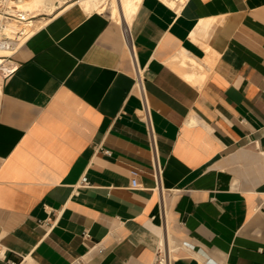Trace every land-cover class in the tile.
Segmentation results:
<instances>
[{
    "label": "crops",
    "instance_id": "1",
    "mask_svg": "<svg viewBox=\"0 0 264 264\" xmlns=\"http://www.w3.org/2000/svg\"><path fill=\"white\" fill-rule=\"evenodd\" d=\"M112 1L0 73V264H264V0Z\"/></svg>",
    "mask_w": 264,
    "mask_h": 264
},
{
    "label": "built area",
    "instance_id": "2",
    "mask_svg": "<svg viewBox=\"0 0 264 264\" xmlns=\"http://www.w3.org/2000/svg\"><path fill=\"white\" fill-rule=\"evenodd\" d=\"M17 0H0V48H8L13 51L11 54H0V73L8 75L16 69L17 65L12 60L13 54L24 44L23 39L28 35L27 25L31 22L32 15L25 17L18 7ZM139 85L142 87L141 72H138ZM103 150L107 154H111L109 149ZM133 184L137 185L138 180L136 175L137 171L133 172ZM158 181L160 182V175L158 172ZM81 184H88V177L85 175L80 181ZM8 264H19L17 262H8ZM155 264H170V253L167 247L159 248Z\"/></svg>",
    "mask_w": 264,
    "mask_h": 264
},
{
    "label": "bare ground",
    "instance_id": "3",
    "mask_svg": "<svg viewBox=\"0 0 264 264\" xmlns=\"http://www.w3.org/2000/svg\"><path fill=\"white\" fill-rule=\"evenodd\" d=\"M21 1L23 2V0H21ZM65 1L66 0H29L25 3V5H23L22 2L20 3V1H18V3L23 8V9H20L22 11V15H24L25 17H28L30 15H34V14H32L31 10L29 9L30 7L43 4L40 6H46L47 5L45 10H47L48 12H52L59 5L63 4ZM108 1L109 0H84V1L82 0V2H84L83 4H85L88 8L89 7H93V8L97 7L101 11H104L107 9ZM112 2L114 5V10L116 12H118V14L121 16V18H125V13L128 15H131L136 11V9L138 8L140 0H113ZM44 4H46V5H44ZM41 10H43V9L41 8ZM37 11H38V9H37ZM38 27L39 26H36L35 23L30 22L27 25L28 35H27V37H25V39H23V42H25L35 32V30ZM11 53H13V51L11 49L0 48V54H11ZM0 62H2V60H0Z\"/></svg>",
    "mask_w": 264,
    "mask_h": 264
},
{
    "label": "rangeland",
    "instance_id": "4",
    "mask_svg": "<svg viewBox=\"0 0 264 264\" xmlns=\"http://www.w3.org/2000/svg\"><path fill=\"white\" fill-rule=\"evenodd\" d=\"M17 1H20V3L22 2L21 0H17ZM27 1H29V0H23V2H22V4L23 5H25V3L27 2ZM40 5H43V4H40ZM40 5H37V6H33V7H30L29 9L31 10V12H32V14H36V13H39V12H43V11H46V12H48L47 10H45V8H46V4H44V5H46V6H40ZM28 6V5H27ZM18 7L20 8V9H23L20 5H18ZM29 7V6H28ZM44 7V8H43ZM41 8L43 9V10H41ZM37 9H38V11H37ZM40 9V10H39ZM34 23V22H33ZM35 25L36 26H40V22L39 23H37V22H35Z\"/></svg>",
    "mask_w": 264,
    "mask_h": 264
}]
</instances>
